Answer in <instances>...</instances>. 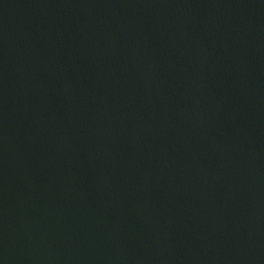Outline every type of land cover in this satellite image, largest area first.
<instances>
[{
  "label": "water",
  "instance_id": "95a60500",
  "mask_svg": "<svg viewBox=\"0 0 264 264\" xmlns=\"http://www.w3.org/2000/svg\"><path fill=\"white\" fill-rule=\"evenodd\" d=\"M0 264H264V0H0Z\"/></svg>",
  "mask_w": 264,
  "mask_h": 264
}]
</instances>
